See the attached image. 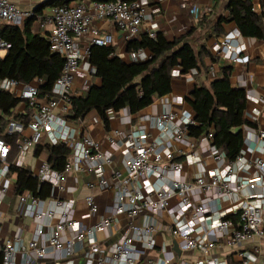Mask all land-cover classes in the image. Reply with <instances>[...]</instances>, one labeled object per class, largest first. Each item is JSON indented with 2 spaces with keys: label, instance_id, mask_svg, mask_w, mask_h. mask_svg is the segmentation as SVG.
I'll return each instance as SVG.
<instances>
[{
  "label": "built area",
  "instance_id": "1",
  "mask_svg": "<svg viewBox=\"0 0 264 264\" xmlns=\"http://www.w3.org/2000/svg\"><path fill=\"white\" fill-rule=\"evenodd\" d=\"M145 1L92 0L54 7L41 25L52 24L50 50L65 62L51 95L40 98V85L35 81L25 84L14 78L0 79V89L20 97L31 110L28 122L8 121L7 132L16 136L17 144L12 161V145L0 136V207L12 185L15 171L11 166L24 167L32 147L44 141L52 145L63 142L71 150L63 170L42 161L33 171L40 182L51 184V204L45 205V199L29 191L19 195L23 216L31 217L37 227L28 243L22 228L3 241L0 237L2 264H16L19 254L22 264H46L50 258L53 264L63 260L68 264L80 260L83 264H140L147 249H155L156 235L162 233L171 237L170 243L161 247L169 255L149 259L148 264H229L213 254L220 242L236 249L239 261L234 264H264V130L258 133L256 144L242 147L236 159L229 161L214 144L213 131L199 138L190 135L189 125L195 123L193 111L169 109L153 118L158 134L151 141L142 126L108 136L114 147H122L125 159L122 169L112 167L107 176L106 168L114 161L112 153L91 135L77 139L76 130L68 126L70 95L83 55L89 56L92 45L115 43L114 35L102 31L97 22L115 21L126 32V39L139 38L142 23L152 18ZM33 15V10L21 9L14 0H0V27ZM237 35L230 31L218 42L220 54L231 61L240 59L242 53ZM80 42L85 43L84 51ZM10 47L0 35V49ZM129 58L144 61L147 55L139 49L130 51ZM250 139L244 137V143ZM174 141L184 143L187 149L174 150ZM201 143L207 145L204 156L198 150ZM184 164L198 166L199 173L191 179L182 178ZM210 164L212 168L207 169ZM75 171L93 175L88 187L114 192L113 207L105 212H101L95 195L85 196L89 215L94 217L90 224L75 217L74 200L60 196L68 189L67 176ZM171 198L177 199L180 215L174 223L165 224L157 215L167 209ZM0 216H4L1 211ZM108 232L119 236L103 248ZM174 241L180 254L174 250ZM248 243L252 247L244 248ZM192 253L198 255L193 257Z\"/></svg>",
  "mask_w": 264,
  "mask_h": 264
},
{
  "label": "trees",
  "instance_id": "2",
  "mask_svg": "<svg viewBox=\"0 0 264 264\" xmlns=\"http://www.w3.org/2000/svg\"><path fill=\"white\" fill-rule=\"evenodd\" d=\"M72 1L79 0H46L34 8V15L25 22L23 28L12 24L0 27V35L11 43L6 55L0 57V79L14 78L26 84L38 78L43 81L40 98L51 95L65 59L50 50L48 37L33 31V23L39 18L45 20L52 15L45 13L46 8L52 7L53 11L54 7L67 5ZM226 9L228 15H213V11L204 14L196 27L172 40L163 32H158L156 37L145 33L129 40L128 51L148 49L151 52V56L145 61L128 62L115 53L113 45H92L89 61L100 83L91 85L80 95H70L72 107L66 118L77 121L95 110L105 129L109 130L110 111L118 112L127 108L132 114H136L157 98L170 93L175 68H180L184 73L191 69L200 70L203 54L216 60L205 44H201L199 51H196L188 39L190 34L199 29L206 38L219 36L224 33L225 23L234 22L242 35L264 38V13H257L251 0H228ZM231 72V66L222 67L220 78L213 80L209 86L196 85L188 97L195 120L194 124L189 125L190 135L199 138L213 131L214 144L225 153L229 161L236 159L244 145L242 127L246 124L255 125L244 117L246 90L232 84ZM21 102L24 100L20 97L0 89V136L12 145L10 161L17 153V144L16 136L7 132L8 121L13 118L28 122L30 119L31 110L27 113L15 112ZM35 149L37 155L46 152L48 163L58 171L64 169L70 154V148L63 142L56 145L42 142ZM11 170L17 173V194L29 191L42 199L50 197L51 184L40 182L31 169L12 165Z\"/></svg>",
  "mask_w": 264,
  "mask_h": 264
},
{
  "label": "crops",
  "instance_id": "3",
  "mask_svg": "<svg viewBox=\"0 0 264 264\" xmlns=\"http://www.w3.org/2000/svg\"><path fill=\"white\" fill-rule=\"evenodd\" d=\"M44 1L46 0H14L18 7L23 10H34L36 6ZM80 1L90 2L92 0L72 1L69 4H78ZM251 1L257 13H264V0ZM227 2L228 0H146V10L148 14L152 15V18L146 19L142 23V34L148 33L150 35V33H154L156 37L158 32H163L169 40L181 37L193 27H196L204 14H209L213 11V15H228V10L226 9ZM52 12V7L45 9V13L52 14ZM28 19L30 18L22 17L12 23L6 24H12L23 28ZM42 21L43 20L40 18L34 21L33 31L48 37L53 26L50 23L42 26ZM97 24L102 31L114 35L115 43L113 46L116 48L115 53L124 60L132 62L129 58L130 51L127 50L129 40L126 39V32L121 30L115 21L112 20L99 21ZM230 31H235L238 34L237 40L242 48L240 59L236 61H231L226 56L221 55L218 48L220 38ZM188 39L192 42L196 51H199L201 44H205L216 60H212L210 55L203 54L200 70L191 69L184 73L180 68H175L173 70L172 89L170 93L157 98L151 105L136 114H132L127 108L118 112L110 111L109 130L105 129L101 118L95 110L89 112L83 119L77 121L68 120V126L77 132V139H81L85 134L91 135L102 144L103 149L112 153L114 161L111 167L108 166L106 168L107 176L111 173L112 167L122 169L125 159L122 147H114L108 139L109 135H115L116 132L125 133L131 129L142 126L148 133V141L153 140L158 134V129L154 124L153 118L169 109L176 112L183 110L192 111V107L188 102V97H190L195 86L198 84H206L209 86L213 80L221 77L222 67L224 66L232 67L230 76L232 84L246 90L247 106L244 117L249 122L255 124L254 126L246 124L242 127L244 137L248 136L252 138L250 139L251 142L248 144L244 143L243 148L246 149L248 146L257 143L258 133L264 130V38L246 37L242 35L234 22H229L224 24V33L222 35H213L206 38L204 32H200L199 29L193 34H190ZM79 47L84 51L85 43L80 42ZM7 51L8 49H0V57H4ZM144 52L147 55L145 60H147L151 56V52L148 49H144ZM33 81L40 86L43 83V81L41 80L40 82L38 78ZM99 83L100 79L95 75L94 67H92L89 61V56L84 54L80 63V68L75 76L73 94L80 95L91 85ZM29 110L30 108L27 103L21 102L16 107L15 112L27 113ZM257 112L258 114H256ZM43 143H46V141ZM206 146L205 143H201V145L198 146V150L202 152L203 156L207 154ZM67 147L70 148L69 146ZM35 148L36 146L32 147L27 153L24 166L30 169L32 164V171H34L42 161L48 160V154L46 152L37 155L35 153ZM172 148L174 150L178 148L187 149L184 143L179 141H174ZM247 154L251 156L252 153L247 150ZM69 155H71V150ZM210 168H212V165H207V169ZM199 171L200 169L198 166L184 164V170L180 176L182 178L191 179L194 175L199 173ZM12 178V185L8 193L4 196L3 203L0 207V211L4 213V216H0V237L1 241H3L5 238L14 234L19 228H22L24 230V240L28 243L36 230L37 223L31 217L23 216V207L19 203V194L16 193V172L12 174ZM92 179L93 175L89 173L75 171L67 176L66 184L68 189L60 194L64 199L74 200V215L78 220L86 224H90L94 220V217L89 215L88 208L84 201L87 194L92 193L95 195L101 212L111 209L114 204V192L112 190L100 187H88L87 182ZM173 199V208L163 210L157 215L162 223L172 224L180 215V210L177 207V199ZM45 200V205L51 204L49 203V198ZM107 234L108 238L101 245L103 248H107L119 236L113 233L109 235V232ZM170 241L171 237L166 234L162 233L156 235L155 249H147L146 255L140 264H148L149 259H156L157 257L169 255L167 252H163L161 247L164 244L170 243ZM261 246L264 251V240L261 241ZM243 247L250 249L252 244L248 243ZM192 254L193 257L198 255L197 253ZM213 254H217L220 258L226 259L229 264H234L239 261L236 255V249L227 247L222 242L218 244ZM262 260L263 254L259 257V261L262 262ZM16 264H22L21 254L17 256ZM46 264H53V260L51 258L47 259ZM60 264L68 263L63 260ZM78 264H83V260H80Z\"/></svg>",
  "mask_w": 264,
  "mask_h": 264
},
{
  "label": "rangeland",
  "instance_id": "4",
  "mask_svg": "<svg viewBox=\"0 0 264 264\" xmlns=\"http://www.w3.org/2000/svg\"><path fill=\"white\" fill-rule=\"evenodd\" d=\"M101 144V143H100ZM102 145V144H101ZM31 168H33V165L31 164V167H30V169ZM173 204H174V199L173 198H171V199H169V205H168V207H167V209H172L173 208Z\"/></svg>",
  "mask_w": 264,
  "mask_h": 264
},
{
  "label": "water",
  "instance_id": "5",
  "mask_svg": "<svg viewBox=\"0 0 264 264\" xmlns=\"http://www.w3.org/2000/svg\"><path fill=\"white\" fill-rule=\"evenodd\" d=\"M174 250H175L178 254L181 253V251H180V249H179V246H178V243H177L176 241H174Z\"/></svg>",
  "mask_w": 264,
  "mask_h": 264
}]
</instances>
